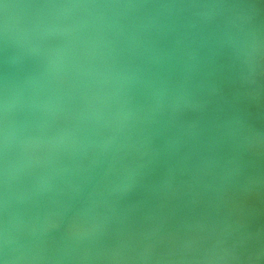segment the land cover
Wrapping results in <instances>:
<instances>
[{
  "label": "clouds",
  "instance_id": "1",
  "mask_svg": "<svg viewBox=\"0 0 264 264\" xmlns=\"http://www.w3.org/2000/svg\"><path fill=\"white\" fill-rule=\"evenodd\" d=\"M0 3L5 10L0 35V49L4 53L0 70V264H28L38 259H51L40 253L66 247L71 241L91 238L101 216L100 206L109 202L124 174L132 164H137V157L148 156L151 146L162 135L144 125L154 126L161 122L165 125L162 186L166 193L173 191L177 173L195 175L219 166L222 142L231 141L241 148L254 142L257 134L239 110L233 111L222 123L206 124L200 130L187 124L184 112V108L190 106L188 98L192 95L185 73H191L202 58L214 61L218 50L226 49L241 65L243 80L250 85L256 84L255 77L264 69V39L243 14L216 22L207 34L202 29L192 31L197 28L192 22L157 23V35L171 37L169 45L163 48L156 40L145 43L138 36H126L122 26L114 30L112 26L87 25L72 15L80 9H223L238 6L21 5L19 7L31 9L67 10L69 15L54 24L37 15L20 29L18 39L9 25L7 12L16 6L3 3V0ZM199 23H211V20L205 16ZM109 33L113 35L111 40ZM17 49L33 65L23 80L15 69ZM135 59H145L150 65L144 70L146 75L141 81L145 90L144 104L137 103L132 95L131 86L141 71L138 66L131 67ZM96 61L104 64L102 71H93ZM169 88L171 93L166 100ZM250 94L246 92L245 97ZM197 95L203 96V89ZM21 100L31 118L22 130L17 124ZM65 103L68 108L64 107ZM73 107L78 110L72 112ZM56 111L70 114L63 123L53 127L50 119ZM186 136L192 142L193 152L181 156ZM12 156H17L18 160L11 159ZM176 157L180 159L173 163ZM18 166H22L31 178L34 192L47 193L43 201L37 202V207L42 206L46 224L52 216L60 218L59 222L51 223L55 229L64 225L59 239L49 234L47 227L38 230L30 220L23 231L17 229L9 202ZM145 166L138 164L140 168ZM77 200L80 207L73 210L72 202ZM21 239L26 242L22 247L18 243ZM244 242L243 235L236 240L237 245ZM90 251L84 248L80 258H92ZM217 259L240 261L241 257L232 255Z\"/></svg>",
  "mask_w": 264,
  "mask_h": 264
},
{
  "label": "rangeland",
  "instance_id": "2",
  "mask_svg": "<svg viewBox=\"0 0 264 264\" xmlns=\"http://www.w3.org/2000/svg\"><path fill=\"white\" fill-rule=\"evenodd\" d=\"M51 1L52 0H3V3H11V5H15L16 6V7L10 8L11 10L9 9L10 10V14H8V22H9L10 27L13 29V31L18 34V39H19L20 29L24 26V24L29 19H35L37 15L42 14V13H45V11H46V9H40L38 11L36 9L22 8V7H19V6H21V5H30V4H44V3L45 4H49V3H51ZM151 1L154 3V5H163V4H166V3H169V2H174L175 3L176 1L184 4V2H183L184 0H169V1L168 0H164V1L163 0L162 1L161 0H151ZM70 2L71 3H76L75 0H71ZM194 2L196 4H199V0H197V2H196V0H186L185 5L195 4ZM234 6H236L235 3H234ZM0 7L1 8L3 7V4L2 3H0ZM157 8L158 9H161L162 7H157ZM162 9L168 10L167 8H162ZM185 9H186L185 10V15H186L187 12H188V14H187L186 17H184V21H183V18L181 19L180 17H177V19H178L177 20L174 16H171L169 14V10H168V15H165V17H163V19H161L158 16H156L154 18H151V19H148L147 20V25H146V20L144 22H141L142 20L141 21H139L138 19H136V20H137V22L138 21L140 22V24H139L140 26H142V23H144L143 27H146L147 26V33H145V35H146L145 37H147V40L148 41H151V40H154V38H155V35L152 33L151 30L152 29L153 30H157V28H156L157 23L163 22L166 19H174V20L179 21V23L182 21L180 24H187L188 21L191 22L192 20H194V16L195 15L193 14V11L196 8H189V9L185 8ZM133 10L136 11L135 8H133ZM47 12H51V14H53L51 10L48 11V9H47ZM61 12H65V10H61ZM55 15H56V13H55ZM191 18H193V19H191ZM154 20H156V22ZM226 20H231V18L226 17V19L224 21H226ZM3 21H4V19H0V35H2ZM224 21H222V22H224ZM153 22H155L154 23V27H153ZM192 22H194V23L197 24V28L191 29L192 31H197V30L202 29V27L195 20L192 21ZM132 23L134 24V26H131V28H129L130 32L131 33L133 32V33H135V36L140 37V33H142L143 30L140 31V26L136 25L134 21ZM204 29H205V31H204L205 34H207L209 31H211V29L210 28L208 29L207 27H205ZM261 32L262 31L258 32V35L259 36L261 35L260 34ZM128 34H130V33H128ZM129 36H133V34H130ZM167 46H168V44H167ZM159 47L163 48V47H166V45L159 46ZM227 52L228 51L226 49L225 50H222V51L220 50L219 54L215 57L216 64L214 63V61L211 60L210 64L211 63L212 64L210 65L208 63V60L205 61L206 59H204L205 62H203V64H201V62H198L196 66L200 67L201 70H199L200 68L198 69L195 66L193 68V70H194V73L192 74V77L194 76L193 78L190 77L189 73H186L185 74V75H187L189 77L190 81H194V82H190L189 83L188 82L189 79L187 80L188 90L192 94L195 91L196 96H197V97L194 96V94L191 95V97L189 96L190 98H188V100L190 99L191 100L190 102H193L194 104L192 103L191 106H189V107H187V108L184 109V112H187L186 113L187 117L191 114L192 111L196 115V116L195 115H192L193 114L192 113L191 114L192 116H190L189 118H187V124L190 125L191 128L194 129V130H200L206 124L210 125L212 123H215V120H217L219 118V116L216 117V115H218L217 114L218 112L216 111V109H219L220 108L219 106H221L223 108L222 104L223 105L225 104V103H223L225 101L223 99H225L226 96L229 97V95H225V94H227L226 92L227 91L230 92L231 91L230 89H233L232 88V84H233L234 81L233 82H230V80H229L230 83L228 82V79L230 78V75H231V71H230L231 70L230 69L231 66L229 65V64H231V58H230L231 55L229 53H227ZM221 53H224V54L221 55ZM226 53H227V55H226ZM0 54L3 55L2 49H0ZM202 56H203V54H202ZM225 56H227V57L229 56L228 58H226L227 59V62H228V64H227L228 66L225 65V62L226 61L223 58ZM202 60H203V58H202ZM205 64H206L207 68H206ZM207 64L210 67H208ZM223 65L226 66L224 68V70H226V72L221 73V72L224 71L223 70V67H224ZM211 66H212V68H211ZM220 66L222 68H220ZM149 67H150V65H149ZM32 68H33L32 63L25 58V56L23 55V53L19 49H17L16 56H15V69H16V71L18 73V76H19L20 80H23L24 77H25V75L28 74V73H30L32 71ZM202 68H204L203 70L205 71V74H208L209 73L208 75L210 77L208 75H205L204 72H201V71H203ZM216 68H218V70ZM206 69H208V70H206ZM210 69H212V70H210ZM193 70H192V72H193ZM227 70H228V73H227ZM198 71H200V72H198ZM211 71L213 73H211ZM197 72L199 74H196ZM214 72H215V74H214ZM144 73H146V72H144ZM210 73H211V75L214 74L212 76H215L212 79L213 81L215 80L214 82H212V81L210 82L209 81L212 78V76L210 75ZM224 74L225 75L227 74L226 77H225ZM200 75H201V77H200ZM216 75H217V77H216ZM197 76H199V77H197ZM202 76H203V78H205V81L203 83H202V81H203L202 80L203 79ZM207 76L209 77V79H207ZM220 78H223V79H220ZM224 78H226V79H224ZM200 79H201V81H200ZM206 80H208L210 82V84H208L209 86H211L212 84L215 83L214 84L215 88L216 87L218 88L217 91H219V89H220V93L222 92L223 95H222V93L220 94L219 92H217L216 89L214 87H212L213 85L211 87H209L210 89L205 92V90L208 88L206 84L209 83ZM216 80H217L218 83H216ZM223 80L227 81L228 83H226V84H229V85H225L226 87L225 86L222 87L223 84L225 83ZM255 80H256V84H254V85H250V84H248V83L245 82V85L244 86H245L246 89L245 88L244 89L247 90V92H251V94L248 95V98L250 100H252V102H254V105H255V106L253 105V109H255L254 111L257 112V109L258 108H262L263 112L257 113L259 115H262V113H264V69H262L259 72V74L255 77ZM138 81H142V80H140V79L137 80V85H139V86H135V85H134L135 87L134 86L133 87L131 86L132 87V90H133V88L136 89V87L139 88L138 89L139 90L138 93H137V91H138L137 89L134 90V91H132L133 92L132 95L135 97V99H136V96L135 95H138L139 93H141V97H142V95H143L142 94L143 93L142 91H144V88L141 89V91H140V88L144 87V85H143L142 82H139V84H138ZM195 81H198V82L195 83ZM219 81L224 82V83H221L222 86H221V84H220ZM199 83H200V85H199ZM191 84L193 85V88L195 90H193L191 88V86H192ZM203 84H204V87L205 88L207 87L206 89L202 87ZM194 85L197 86V87H194ZM200 86H201V88H199ZM196 88H198L199 90H196ZM222 88H223V90L221 91ZM224 88H226L225 91H224ZM201 89H203V92L205 94L207 93L209 95V97H208L207 94H206V96L208 98L205 99L206 96H204L205 95L204 94L202 96V99H205V101L207 100L206 102H208V99H210L209 100L210 102L212 101L213 103H215L216 105H218L217 108H215L216 105L213 104V103H209L208 102L210 104V108H208L209 107L208 103L207 104H204L206 102L201 99V96L199 98V96L197 95L198 92ZM170 90H171V88H169V91ZM211 90H212V92H210ZM215 91L217 92L218 96H220L221 98L217 96V94H216ZM170 93H171V91L169 93H166L165 94V99L166 100H167V97H168V95ZM210 93H215V94L214 95L213 94L210 95ZM139 96H140V94H139ZM192 96L194 98V101H193ZM210 96H213V98H215L214 101H213V99H211L212 97H210ZM223 96L225 98H222ZM217 97L223 100V102H219L221 105L218 104V102L216 100ZM142 98H140V100H144L145 101V99L144 98L142 99ZM197 100H198V103H199V101H203L204 102L203 104L200 103L202 105V108H204V106L205 107L207 106V109H209V110H206L205 111L203 109L204 110L203 113L206 112L207 115L204 114L205 116L203 115V117H202V114L200 112L201 109L199 108L198 110H199L200 113L199 112L198 113L200 114V117H197V116H199V114L196 111L197 110V106L200 107V105H198V104H197L196 107L194 106ZM190 102H189V104H190ZM140 104H144V102L142 103L140 101ZM212 104L214 105L213 106L214 108L212 107ZM22 105H23V100H21L20 103L18 104L19 111H21L24 108ZM181 106L183 107V104ZM64 107L65 108H68V105L65 103L64 104ZM193 107H195L196 110H194ZM211 109H212V112H215L216 111V113H214L216 115L213 114L214 117H212L213 115L211 114L212 113L211 112ZM77 110L78 109L76 107H73L71 111L72 112H75ZM208 112H210V115H211L212 118L209 116ZM69 114L70 113L68 111H56L54 113V115L50 119V124L53 127H55L57 124H59V122H62L63 123L64 122V118L67 117V116H69ZM55 117H57L58 119L60 118V120H58L59 122L56 123ZM262 117L264 118V114L260 117V119H262V120H260V122H262V123L259 124V130H255V132L257 131L259 133L264 134V122H263L264 119ZM23 120L24 119H19V115L17 116V123L19 125H21L20 126L21 129H23L24 126L27 125L26 121H23ZM161 125L162 126L164 125L163 122H161L160 124L154 125V126L144 125V127H152L153 130L159 131L158 128H163V127H160ZM163 150H164V144L162 145V150H158L159 152L158 151H155L154 149H150L148 156H143V157H139L138 156L137 157V164H132L130 166V168H129V171L127 172L131 176L134 174V177L132 176L133 177L132 178L128 174L126 176V173H125V176H124V179H123L124 184H123V182L120 183V185H119L120 188H118V192L117 191L115 192V195L112 196L113 198L112 197L110 198V200H109V202L107 204H102L100 206L99 211L101 213V216H100L99 221L97 222V227L95 229V232L93 233V235H92V237L90 239H88V240L85 239L83 242L82 241H78V240L71 241L66 247H62V248L56 247V248L51 249L50 251L43 252L44 254L41 252L40 255L46 256V257H51V259H38V260L30 261L29 263L30 264H32V263L33 264H66V260L70 259L75 264H103L104 262L105 263H111V261H113V260H115L114 261V264H160V263L161 264H165V262H160V259L163 256V254H165L167 251H171L172 253L176 252L180 248V246L183 243L184 238L188 234V232L190 230H192L193 228L201 225L206 220V217H207V215L210 212L209 211L210 207L212 205H214V202L216 203V201H213V200H217V197L218 196L216 198H214V195L216 193L220 197L221 195L219 193H222L224 191V189L226 190V189L230 188L231 186H234V185H237V184L240 185L239 182L241 181L240 180L241 179L240 178L241 175L242 176L243 175L244 176H247V177H244V180L242 179L243 180L242 183L245 180H247V182H248V180H249L248 177H250V178L252 177L249 180L250 182H253V183L255 182L256 183V181H252L253 175H254V180H255V177L257 175H260V177L264 176V175H261V174H263L262 172H264V156L263 155H260V154H257L254 159L252 158L250 160H247V157L245 156V154L241 150H239V151H234L232 153V154H234V158L231 160L232 161V164H231V167L232 168L230 167V170L232 169V171L235 170L236 173H242L238 177V179H235L234 180L233 177L230 176L231 174H229L230 171H226V172H223V173L222 172H219V173L218 172H213L215 174H213L211 172L213 175L212 174L210 175V178L208 180V184H204V186L202 188H198V186L192 184L190 182V180H189L190 173L191 172H186L184 174L177 173L176 174V178H175L176 183H174L175 180L173 181V183H174V188H175V186H176V188L177 187H179V188L173 189L174 190L173 192L171 191V192H167L166 193L165 189L162 186L163 185L162 182L164 180V169H165V164H164L165 151L163 152ZM186 150H187V152H185ZM141 151H144V149H141ZM160 151H161V153H160ZM192 152H193L192 142L186 136L185 137L184 147L182 148L181 156L184 155V154H190ZM152 153L156 154V158H155V155H152ZM152 156H154V157H152ZM13 157L16 158V160H18V157L17 156H13ZM179 159H180V157H176V158H174V160L172 162L173 163H176L177 161H179ZM195 159H196V157L193 156V160H195ZM235 159H237V160L236 161H233ZM251 160H253V161H251ZM149 161H151V162H149ZM241 161H243V163L246 162L247 165L246 164H243ZM250 162L252 164H254L255 166L252 165ZM139 163H144L146 166L141 169L140 167H138V164ZM250 164H251V166H250ZM258 164H260L261 167ZM239 166L240 167L242 166V167L240 168ZM18 168H20V169H17V174H16V179L17 180L16 179L14 180V183L15 184L13 183V185H14V188H15V187H17L20 184V186H21L22 189H20V186L17 187L18 189H20V191H18V189H17V192H18V196L17 197H16V195H17L16 190L14 189L15 191H13L14 192L13 196L16 197V198H18L19 195H20L22 205H24V206L22 207V205L19 204L20 202H18V201H20V200L17 201V199L14 198L16 200L15 204L17 203L16 205L18 207L20 206V209L21 210H24L25 209V206L27 205V203H28L29 206H31V208L33 207V209H34V207H35V209L33 211V209L31 210V208L27 205L26 206V209L27 210L21 211L20 209H16L17 206L15 207L14 203L11 204V206L9 207V210H10L11 213L17 214L18 211L20 210L19 213L17 214V215H19L18 217H16L17 219L14 217V216H17V215H13L12 214L13 217H14V220L16 219L15 220V223H16V227L18 226L17 229H19L20 231H23L24 228H25V226H26V223L29 220H32L31 221L32 224H34L36 222L34 225H36L37 229H40V228H38L40 226L41 227H47V226L50 227L51 225H49V224L54 223V221H56V219H57V222H58L59 221V218L58 217L57 218H54L52 216L53 218L51 217V220H50L52 222H48L46 224L45 221L42 219V217L45 219L44 215L42 217H40L41 216V213L42 214H44V213H43L42 206H41V208L40 207H37V202L38 201H43L46 198L45 196H47V193L44 192V196H42L43 193L41 191H37V192L35 191L36 192L35 193L33 191L32 184H30V183H32L31 182V178L30 177H27L28 175L26 174V171L22 168V166H18ZM137 170L140 172V175H142L143 178L141 176H139V172ZM133 171H134V173H133ZM143 172L145 173L144 175H146L147 177H144V175L142 174ZM250 172H252V173H250ZM20 173H21V175H20ZM245 173H246V175H245ZM216 174L217 175L219 174V177H217ZM220 174H221V176H220ZM20 176H22V177H20ZM129 176L131 177V179H135V181L134 180H131ZM221 177L223 178V180L218 179V178H221ZM227 177L230 180L227 181ZM230 177L232 178V180H231ZM20 178H21V180H20ZM137 178H139V180ZM215 178H216V181H215ZM260 179H263V177L260 178ZM260 179L258 178V181ZM140 180H142L143 182L142 181L140 182ZM218 180H220V181H218ZM236 180H237L238 183L236 182ZM256 180H257V178H256ZM22 181H23V183H22ZM129 181H131V182H129ZM136 181L138 183H141V185L138 184ZM224 181H226L227 183L224 182ZM228 182H232V183H235V184L232 185V183L229 184ZM250 182H248V183H250ZM133 183L135 184V186L133 185ZM223 183H225V185L227 184V186H225ZM255 183L253 184L254 186L259 185V183H256V184ZM220 184H223V185H220ZM214 185L216 187H214ZM123 187H124V189H122ZM126 187H127L128 190L125 189ZM222 187H224V188H222ZM27 188L29 189V191H28ZM187 189H190L192 192L190 190H189L190 192L187 191ZM213 189L214 190L216 189V190L214 191ZM21 190L22 191L24 190L23 193L26 194L28 197H30L28 199H31L32 198L33 200L32 199L31 200L34 201L36 204L35 203L34 204H31L33 202H31V200H28L27 199V196H25L23 193H21ZM26 190H27V192H26ZM119 190H121V191H119ZM176 190H177L176 193H177L178 196L176 194L173 195ZM195 190H196L197 196H199V198H197V196L194 198V196L196 194V192H194ZM20 193L23 196H21ZM29 193H31L32 195H29ZM119 193H122V194H120L122 196H120ZM171 193H173V194H171ZM201 194H202L203 197H206V196H208V197H206V199L205 198H202L200 196ZM211 194H214V195H211ZM38 195L41 196V197H38ZM172 195L173 196H176V197L174 198ZM32 196L38 197V199L36 198L37 201H35L36 199L33 198ZM179 196H181V197H179ZM20 197L18 199H20ZM23 197L25 198L24 200H27V202L25 201L26 204H25L24 200H22ZM129 197H131V198H129ZM171 197H173V198L171 199ZM200 197L202 199H200ZM209 197L212 198L213 200L210 199ZM136 198H137V200H136ZM207 198H209V200H207ZM114 199H117V200H114ZM146 199H148L146 202H147V204L150 203L149 205L145 204L146 203L145 202ZM168 199H170V202H172L173 199L174 200L177 199V201L176 202L173 201L172 202L173 204L172 203L169 204L168 203L169 202ZM196 199H198V200H196ZM200 200H203L204 202L200 203ZM205 200H207V201H205ZM210 200H212V201L210 202ZM28 201H30V202H28ZM13 202H14V200H13ZM23 202H24V204H23ZM132 202H134V203H132ZM158 202H159V204H161L160 206H159ZM162 202L163 203L166 202V205L169 204L168 209L165 208V204H163ZM207 202H210V203H207ZM206 203H207V205L209 204L210 207L207 206ZM115 204H116L117 207H115ZM138 204H140V205H138ZM156 204H158V206H156ZM195 204H196V206H195ZM111 205H113L114 207L111 206ZM79 207H80V201L79 200L72 202V209H76V208H79ZM170 207H172V208H170ZM173 208H175V209L173 210ZM169 209H170V211H169ZM116 210H118V211H116ZM200 210H203V211H200ZM204 210H206L207 212L206 211L205 212L208 213V214L205 213V215H204L205 218H204V216L201 215L202 214L201 212H203V214H204ZM25 211H26V213L28 212V214H25ZM29 212H32V213L29 214ZM22 213H24V215ZM37 213H38V215H37ZM70 213L71 212H69V215H71ZM20 214H22V215L20 216ZM105 215H107L109 217L107 218V216H105ZM36 218H37V220H36ZM41 219L44 222H42V221L40 222L39 220H41ZM33 220H35V222ZM37 221L40 223V226L38 225L39 223ZM101 221H102L103 224L100 223ZM101 224L103 225V227H102ZM63 226L64 225L61 224L60 230L59 229H54L53 230L52 227L51 228H48L47 227L48 228V233L49 234H54V235L58 236L57 238L59 239L60 236L63 233V230H64V227ZM56 231H58V232H56ZM58 233H59V235H58ZM22 240H24V239H21L20 241H22ZM22 243L25 245V243H26L25 240L22 241L21 243H19V246H20V244H21V246H24ZM248 244L251 245L253 243H252V241H250V242H244L243 245H245L247 247ZM205 246L206 245H204L203 248H202V250H200L201 255H202V252H203V249H204ZM84 248H89L91 250L90 253H89V255L92 258H90V259H81L80 258L83 255V249ZM240 248H241V246H240ZM212 253L213 252H210V253L208 252V254L205 257H203V258H201V255H199V258L193 259L191 264H232V263H229V262H224L223 259H217V257H222L221 256L222 254H220V253L218 254V253H215V252L213 254ZM258 262H259L258 259L255 258V260L252 262V264H255V263H258Z\"/></svg>",
  "mask_w": 264,
  "mask_h": 264
},
{
  "label": "water",
  "instance_id": "3",
  "mask_svg": "<svg viewBox=\"0 0 264 264\" xmlns=\"http://www.w3.org/2000/svg\"><path fill=\"white\" fill-rule=\"evenodd\" d=\"M62 0H52L49 4L61 3ZM79 0H76L78 3ZM80 3L86 4H142L144 0H80ZM169 1V0H168ZM199 4H225L234 5L238 7L229 8H216V9H205L196 8L193 11L194 20L202 27L205 31V27L212 29L216 22H221L226 19V17L234 19L237 15L243 14L248 18L250 25L257 31L263 29L261 32V39H264V0H199ZM68 3L69 0H66ZM234 2V3H233ZM64 3V2H62ZM70 3V2H69ZM147 3V2H146ZM45 4V3H44ZM148 5V4H146ZM247 5H256V7H247ZM151 7L135 8H102V9H80L75 10L72 15L81 18V20L87 25L95 26H112L113 29H117L122 26L125 31V35L129 36L131 33L129 28L134 26L132 23L135 22L136 25L140 26V22H144L147 18L146 12L151 10ZM3 10V12H2ZM11 10V9H10ZM10 10L7 11L10 14ZM40 10V9H36ZM47 10V9H46ZM52 11V16L50 21L53 20V24L58 20L62 19L65 15H69L67 11L61 12L59 9H50ZM48 9V11H50ZM56 13V15H55ZM5 11L4 8L0 7V19H4ZM49 16V15H48ZM54 16V17H53ZM205 16L209 17L211 23H199L205 19ZM48 18V17H47ZM49 19V18H48ZM138 19L139 21L137 22ZM156 22V20H154ZM140 26V39L145 40V43L149 42L145 33H147V26ZM135 36V33H131ZM113 38L112 33H109L108 39ZM119 46V45H118ZM225 50V49H224ZM220 52V50H218ZM231 58V75L230 82L234 81L232 84L231 92L227 91L229 97L225 98V107H220L216 109L219 118L215 120V123H222L227 116H229L233 111L239 110V112L244 116L246 121L252 125L254 130H259L260 118L257 112L253 109L252 100L245 97V81L243 80V69L241 65ZM4 64V53L0 54V70H2ZM145 62V59H135L131 63V67H139L141 69L138 74V78L143 79L146 75L144 70L149 68V64ZM197 63L195 64V66ZM194 66V67H195ZM197 67V66H196ZM104 69V64L100 61L95 62L93 71H102ZM63 73H61L62 75ZM193 73H189L192 77ZM194 77V76H193ZM137 84H133V86ZM137 94V93H136ZM137 103L140 104L144 102L140 100V96L135 95ZM19 119H24L28 124L30 122V115L26 108H23L18 112ZM56 123L59 122L55 117ZM25 123V124H26ZM62 122H59L61 124ZM18 124V123H17ZM21 125L18 124V128L21 129ZM165 127V125H163ZM22 130V129H21ZM257 134L254 142L251 145H246L244 147L234 146L231 141L222 142V151L220 153L219 166L214 167L209 172H200L195 175L190 173V182L198 188H202L204 184H208L210 175L213 172H226L230 171V176L235 180L242 173H236L235 170H230L232 159L234 158V151L241 150L248 160L254 159L257 154L264 156V134L255 132ZM207 137V134H205ZM163 131L161 137L157 138L156 142L151 146L155 151L161 150L163 143ZM213 143H215L213 141ZM187 152V150L185 151ZM14 161L16 158L10 157ZM212 172V173H211ZM235 172V173H234ZM209 175V176H208ZM254 183L243 182L240 186L234 185L230 188L224 190L221 193V197L217 199L216 203L211 208L206 220L199 226L193 228L185 236L183 243L180 248L172 253L167 251L160 259V262H165V264H191L193 259L199 258L201 255L200 250L203 249L201 258L205 257L208 252H215L222 254L221 256H239L240 261H233L231 259H223L224 262H229L232 264H252L255 258L258 259L257 264H264V179L261 180L259 185L254 186ZM261 184V185H260ZM10 195L9 207L13 203V191L14 185L12 182ZM2 206V203H0ZM243 235L245 237V242L252 241L253 244L238 245L236 240ZM241 246V248H240ZM248 248V249H247ZM212 253V254H213ZM211 254V255H212ZM255 257V258H254ZM161 264V263H160Z\"/></svg>",
  "mask_w": 264,
  "mask_h": 264
},
{
  "label": "bare ground",
  "instance_id": "4",
  "mask_svg": "<svg viewBox=\"0 0 264 264\" xmlns=\"http://www.w3.org/2000/svg\"><path fill=\"white\" fill-rule=\"evenodd\" d=\"M70 1H71V0H69V2H70ZM75 1H76V0H75ZM142 1H143V0H142ZM161 1H162V0H161ZM163 1H164V0H163ZM62 2L67 3L66 0H62L61 3H62ZM69 2H68V3H69ZM78 2L80 3L81 1L79 0ZM146 2H147V3H146ZM181 2H182V1H181ZM183 2H184V4H183V3H180V2H178V1H176L175 3H174V2H169V3H166V4L185 5L186 0H184ZM196 2H197V0H196ZM70 3H71V2H70ZM187 3H188V2H187ZM194 3H195V2H194ZM199 3H200V1H199ZM8 4L11 5V3H8ZM142 4L154 5V3H153L151 0H144V2H142ZM195 4H196V3H195ZM9 9H10V8H9ZM9 9H8V10H9ZM150 9H151V10H149V11L146 12V18H147V19H151V18H154V17H156V16H158V17H160L161 19H163V17H165V15H168V10H169V14H170L171 16H174L176 19H177V17H180L181 19L183 18V21H184V17H186L187 14H188V12L186 11L187 13H186V15H185V10H186L185 8H167L168 10H164V9H162V8H161V9H158L157 7H151ZM187 9H189V8H187ZM8 10H7V11H8ZM132 10H133V8H132ZM4 11H5V10H4ZM65 11H66V10H65ZM2 12H3V10H2ZM134 12H135V11H134ZM48 15H49V16H48ZM39 16H41L42 18H44L49 24H53V20H54V19H52V21H50V18H51V16H52L51 12H47V10H46L45 13L39 14ZM47 17H48L49 19H48ZM53 17H54V16H53ZM189 18H190V17H189ZM189 18H188V19H189ZM158 19H159V18H158ZM191 19H193V18H191ZM177 20H178V19H177ZM177 20H174V19H166V20L163 21V22H167V21H177ZM179 20H180V19H179ZM192 21H194V20H192ZM192 21H191V22H192ZM141 22H142V21H141ZM177 22L179 23V21H177ZM181 22H182V21H181ZM181 22H180V23H181ZM154 23H155V22H153V27H154ZM188 23H189V21H188ZM192 23H194V22H192ZM151 31H152V33L155 35L154 40H156V41L158 42V46H163V45H166V46H167V44L169 45V42H170L171 37H165V36H163V35H159V36H158V35H157V30H153V29H152ZM151 31H150V32H151ZM260 31L263 32V29H262V30L260 29L258 32H260ZM150 32H149V33H150ZM258 32H257V34H258ZM132 33H133V32H132ZM130 34H131V33H130ZM137 34H138V33H137ZM260 34H261V33H260ZM128 35H129V34H128ZM260 36H261V35H260ZM221 51H222V50H221ZM227 53H228V52H227ZM227 53H226V55H227ZM202 54H203V53H202ZM222 54H224V53H221V55H222ZM202 57H203V56H202ZM221 57H222V56H221ZM228 57H229V56H228ZM228 57H227V56L223 57V58L225 59L226 62H227V59H226V58H228ZM217 58H218V57H217ZM221 59H222V58H221ZM205 61H207V60H205ZM205 61H204V59H203V60L201 59L199 62H201V64H203V62H205ZM212 61H213V60H212ZM223 61H224V60H223ZM225 61H224V62H225ZM210 62H211V60H208V63H209V64H210ZM224 62H223V63H224ZM226 62H225V65L228 66V65H227L228 62H227V63H226ZM214 63L216 64L215 59H214ZM219 63H220V62H219ZM211 64H212V63H211ZM211 64H210V65H211ZM207 65H208V64H207ZM229 65H230V64H229ZM199 66H200V65H199ZM205 66H206V64H205ZM223 66H224V65H223ZM226 66L223 67V70H224V68H225ZM208 67H210V66L208 65ZM197 68L199 69L200 67L197 66ZM206 68H207V66H206ZM211 68H212V66H211ZM220 68H222V67L220 66ZM203 69H204V68H202V70H203ZM216 69L218 70V68H216ZM192 70H193V69H192ZM196 70H197V69H196ZM199 70H201V68H200ZM206 70H208V69H206ZM210 70H212V69H210ZM223 70H222V71H223ZM228 70H229V69H228ZM228 70H227V73H228ZM230 71H231V70H230ZM195 72H196V71H195ZM198 72H200V71H198ZM198 72H197L196 74H199ZM201 72H204V74H205V71H204V70L201 71ZM207 72H208V71H207ZM207 72H206V73H207ZM218 72H219V71H218ZM224 72H226V70H224V71L221 72V73H224ZM191 73H194V70H193V72L191 71ZM211 73H213V72L211 71ZM211 73H210V75H211ZM144 74H145V73H144ZM185 74H186V73H185ZM196 74H195V75H196ZM202 74H203V73H202ZM208 74H209V73H208ZM208 74H205V75H208ZM214 74H215V72H214ZM214 74H212V75H214ZM229 74H230V73H229ZM62 75H63V74H62ZM212 75H211V76H212ZM224 75H225V74H224ZM226 75H227V74H226ZM226 75H225V77H226ZM208 76H209V75H208ZM208 76H207V79H209V77H210V76H209V77H208ZM219 76H220V75H219ZM197 77H199V76H197ZM200 77H201V75H200ZM204 77H205V76H204ZM213 77H215V76H212L211 80H209L210 82H211V81H212V82L215 81V80H214V81L212 80ZM216 77H217V75H216ZM191 78H193V77H191ZM202 78H203V76H202ZM202 78H201V79H202ZM218 78H219V77H218ZM138 79H140V78H138ZM138 79H137V80H138ZM198 79H199V78H198ZM198 79H197V80H198ZM201 79H200V81H201ZM216 79H217V78H216ZM220 79H223V78H220ZM224 79H226V78H224ZM140 80H142V79H140ZM194 80H195V79H194ZM202 80H203V81H202V83H203V82L205 81V78H203ZM200 81H199V82H200ZM206 81H208V80H206ZM209 81H208V82H209ZM223 81H224L225 83L222 82V81H219L220 84H221V83H224L223 86H222V84H221L222 87H224L225 85H229V84H226V83L229 82V79H228V82L225 81V80H223ZM139 82H141V81H138V84H139ZM188 82L190 83V82H194V81H190V79H189ZM196 82H198V81H195V83H196ZM210 82L206 84L207 87H208V88L206 87L207 89L204 87V84H205V83L202 85V87L206 89L205 92H206L207 90H209V89H210L209 87H211L212 85H213L212 87L215 88V86H214L215 83L212 84L211 86L208 85V84H210ZM232 82H233V81H232ZM195 83H194V84H195ZM216 83H218L217 80H216ZM229 83H230V82H229ZM135 84H137V81H136ZM220 84H219V85H220ZM140 85H141V84H140ZM188 85H189V84H188ZM191 85H192V84H191ZM191 85H190V86H191ZM196 85H197V84H196ZM199 85H200V83H199ZM137 86H139V85H137ZM132 87H133V85H132ZM134 87H135V86H134ZM140 87H141V86H140ZM194 87H197V86L194 85ZM225 87H226V86H225ZM143 88H144V87L140 88V91H141V89H143ZM191 88H192L193 90H195V89L193 88V85L191 86ZM199 88H201V86H200ZM244 88H245V87H244ZM136 89L138 90L139 88L136 87ZM136 89L133 88L132 91H134V90H136ZM192 89H191V90H192ZM215 89H216V91H217L218 88L216 87ZM196 90H199V89L196 88ZM212 90H213V89H212ZM212 90H211L210 92H212ZM222 90H223V88L221 89V91H222ZM225 90H226V88H224V91H225ZM144 91H145V90H144ZM144 91H142V92H143V93H142L143 95H144ZM170 91H171V90H170ZM170 91H169V92H170ZM200 91H201V90H200ZM200 91H199V92H200ZM213 91H214V90H213ZM216 91H215V92H216ZM135 92H136V91H135ZM138 92H139V90L137 91V93H138ZM192 92H193V91H192ZM196 92H197V91H196ZM199 92H198V93H199ZM208 92H209V91H208ZM217 92L220 93V89H219V91H217ZM217 92H216V94H217ZM230 92H231V91H230ZM245 92H247V90H245ZM132 93H133V92H132ZM221 93H222V92H221ZM221 93H220V94H221ZM226 93H227V92H226ZM139 94H140V98H142V97L144 98L143 95H142V97H141V93H139ZM193 94H194V96H196L195 91H194ZM193 94H192V95H193ZM204 94H205V93H204ZM206 94H207V93H206ZM206 94H205L204 96H206ZM211 94L214 95L215 93H210V95H211ZM222 95H223V93H222ZM225 95H226V94H225ZM225 95H224V96H225ZM228 95H229V94H228ZM198 96H199V98H200V95H198ZM207 96L209 97L208 94H207ZM207 96H206L205 99L208 98ZM215 96H216V95H215ZM217 96H218V94H217ZM224 96H223L222 98H225ZM190 97H191V96H190ZM190 97H189V98H190ZM196 97H197V96H196ZM196 97H195V98H196ZM210 97H212L211 99H213V101H214L215 98H213V96H210ZM218 97H220V96H218ZM218 97L216 98V100H217L218 104L221 105L219 102H223V100H225V99L222 100V99H220L221 97H220V98H218ZM226 97H227V96H226ZM143 98H142V99H143ZM192 98H193V96H192ZM199 98H198V99H199ZM136 99H138V98H136ZM144 99H145V98H144ZM173 99H174V98H173ZM196 99H197V98H196ZM201 99H202V96H201ZM205 99H202V100L205 101ZM219 99H220V100H219ZM139 100H140V99H139ZM199 100H200V99H199ZM209 100H210V99H208V102H209V103H213L212 101L210 102ZM221 100H222V101H221ZM136 101H137V100H136ZM143 101H144V100H143ZM190 101H191V100L189 99V102H190ZM193 101H194V98H193ZM203 101H199V103H198V100L196 101V103H195L194 106L196 107L197 104L200 105V107L197 106V110L195 109V107H193L194 110L197 111V113L199 112V110H198L199 108L202 110V111L200 110V112H201V114H202V117H203L204 114L207 115L206 112L203 113V111H204V110H205V111H206V110H209V109H207V106H206V107L204 106V108H202V105H201V104L204 103ZM206 101H207V100H206ZM206 101H205V102H206ZM225 101H226V100H225ZM225 101H224L223 103H225ZM208 102H206V103H204V104H207ZM142 103H143V102H142ZM144 103H145V101H144ZM192 103H193V102H190L189 105L191 106ZM200 103H201V104H200ZM209 103H208V105H209L208 108H210V104H209ZM193 104H194V103H193ZM213 104H215V103H213ZM213 104H212V107L214 106ZM253 104H254V103H253ZM215 105H216V104H215ZM224 105H225V104H224ZM224 105L222 104L223 107H225ZM217 106H218V105H216L215 108H217ZM254 106H255V105H254ZM219 107H221V106H219ZM213 108H214V107H213ZM213 108H212V109H213ZM184 109H185V108H184ZM189 109H190V108H189ZM203 109H204V110H203ZM212 109H211V112H212ZM213 110H214V109H213ZM254 110H255V109H254ZM190 111H191V110H190ZM216 111H217V110H216ZM216 111H215V112H212L211 114L213 115L214 113H216ZM188 112H189V111H188ZM194 112H195V111H194ZM200 112H199V113H200ZM261 112H263L262 108H258V109H257V113H261ZM185 113H187V112H185ZM192 113H193V111L191 112V114H192ZM199 113H198V114H199ZM218 113H219V112H218ZM191 114H190L187 118H189V117L192 116V115H195L194 113H193L192 115H191ZM198 114H197V115H198ZM208 114H209V116L211 117L210 112H208ZM263 114H264V113H262V115H263ZM205 115H204V116H205ZM214 115H216V114H214ZM214 115H213L212 117H214ZM262 115H259V114H258V116H260V117H261ZM186 116H187V115H186ZM195 116H196V115H195ZM209 116H208V117H209ZM197 117H200V114H199V116H197ZM212 117H211V118H212ZM216 117H217V115H216ZM260 117H259V118H260ZM262 118H263V117H262ZM64 119H65V118H64ZM263 119H264V118H263ZM260 120H262V119H260ZM263 122H264V120H263ZM197 123H198V122H197ZM261 123H262V122H261ZM200 125H201V124H200ZM204 126H205V125H204ZM160 127H163V126L161 125ZM196 127H197V126H196ZM193 128H194V127H193ZM163 129H164V127H163V128H158V130H159L161 133H162ZM163 142H164V139H163ZM152 149H153V148H152ZM161 150H162V148H161ZM158 152H159V151H158ZM158 152H157V153H158ZM163 152H164V150H163ZM160 153H161V151H160ZM158 154H159V153H158ZM152 155H155V158H156V154L152 153ZM160 155H161V154H160ZM152 157H154V156H152ZM152 157H151V158H152ZM152 159H153V158H152ZM155 160H156V159H155ZM155 160H154V161H155ZM236 160H237V159H235V160H233V161H236ZM247 160H248V159H247ZM158 161H159V160H158ZM238 161H239V160H238ZM245 161H246V160H245ZM251 161H253V160H251ZM254 161H255V160H254ZM257 161H258V160H257ZM257 161H256V162H257ZM239 162H240V161H239ZM241 162L243 163V161H241ZM237 163H238V162H237ZM250 163H251V162H250ZM243 164H246V162H244ZM251 164H252V163H251ZM251 164H250V166H251ZM246 165H247V164H246ZM248 165H249V164H248ZM252 165H254V164H252ZM258 165H260V164H258ZM237 166H238V165H237ZM242 166H243V165H242ZM242 166H241V167H242ZM254 166H255V165H254ZM254 166H253V167H254ZM239 167H240V166H239ZM241 167H240V168H241ZM244 167H245V166H244ZM246 167H247V166H246ZM260 167H261V165H260ZM231 168H232V167H231ZM248 168H249V167H248ZM18 169H20V168H18ZM141 169H142V168H141ZM234 169H235V168H234ZM249 169H250V168H249ZM255 169H256V168H255ZM243 170H244V169H243ZM251 170H252V169H251ZM137 171H138V170H137ZM140 171H141V170H140ZM142 171H143V170H142ZM149 171H150V170H149ZM19 172H20V171H19ZM138 172H139V171H138ZM220 172H221V171H220ZM23 173H24V172H23ZM133 173H134V171H133ZM133 173H132V174H133ZM136 173H137V172H136ZM218 173H219V172H218ZM222 173H223V172H222ZM247 173H248V172H247ZM250 173H252V172H250ZM250 173H249V174H250ZM262 173H263V174H261V175H264V172H262ZM18 174H19V173H18ZM26 174H27V173H26ZM127 174H128V173H126V176H127ZM142 174L144 175L145 173L143 172ZM213 174H215V173H213ZM213 174H212V175H213ZM249 174H248V175H249ZM20 175H21V173H20ZM128 175H130V174H128ZM151 175H152V174H151ZM222 175H223V174H222ZM245 175H246V173H245ZM22 176H23V175H22ZM22 176H20V177H22ZM26 176H27V175H26ZM124 176H125V174H124ZM130 176H131V175H130ZM130 176H129V177H130ZM132 176L134 177V174H133ZM132 176H131V177H132ZM135 176H136V175H135ZM139 176H141V177L143 178V176L140 175V172H139ZM214 176H215V175H214ZM216 176L219 177V174H218V175L216 174ZM216 176H215V177H216ZM220 176H221V174H220ZM250 176H251V175H250ZM258 176H259V177H258ZM18 177H19V176H18ZM27 177H29V176H27ZM27 177H26V178H27ZM131 177H130V179H131ZM133 177H132V178H133ZM144 177H147V176L144 175ZM188 177H189V176H188ZM231 177H232V176H231ZM231 177H230V178H231ZM244 177H247V176H244V175H243V176H242V175L240 176V178H241V179H240L241 181L239 182L240 185H241L242 181L244 180ZM262 177H263V179H264V176H262ZM262 177H260V175H257V176L255 177V180H254V175H253V179H252V181H256V183H260L261 180H262V179H260V178H262ZM221 178H222V177H221ZM221 178H218V179L223 180V178H222V179H221ZM225 178H226V177H225ZM251 178H252V177H251ZM251 178L248 177L249 180H250ZM256 178H257V180H256ZM258 178L260 179V180H259L260 182L258 181ZM28 179H29V178H28ZM137 179L139 180V178H137ZM137 179H136V180H137ZM140 179H141V178H140ZM162 179H163V178H162ZM236 179H238V178H236ZM242 179H243V180H242ZM246 179H247V178H246ZM16 180H17V179H16ZM20 180H21V178H20ZM131 180H134V181H135V179H131ZM148 180H149V179H148ZM213 180H214V179H213ZM220 180H218V181H220ZM224 180H225V179H224ZM228 180H230V179L227 177V181H228ZM231 180H232V178H231ZM249 180H248V182H250ZM125 181H126V180H125ZM141 181H142V180H140V182H141ZM186 181H187V180H186ZM186 181H185V182H186ZM215 181H216V178H215ZM233 181H234V180H233ZM245 181H246V182H245ZM245 181H244L245 183H248L247 180H245ZM257 181H258V182H257ZM28 182H29V181H28ZM31 182H32V181H31ZM122 182H123V181H122ZM129 182H131V181H129ZM136 182H137V181H136ZM142 182H143V181H142ZM224 182H226V181H224ZM234 182H235V181H234ZM236 182H237V180H236ZM13 183H14V181H13ZM17 183H18V182H17ZM19 183H20V182H19ZM22 183H23V181H22ZM137 183H138V182H137ZM174 183H176V180H175ZM174 183H173V184H174ZM214 183H215V182H214ZM217 183H218V182H217ZM221 183H222V182H221ZM226 183H227V182H226ZM228 183L230 184V183H232V182H228ZM237 183H238V182H237ZM237 183H236V184H237ZM250 183H251V182H250ZM254 183H255V182H254ZM256 183H255V184H256ZM14 184H15V183H14ZM24 184H25V183H24ZM24 184H23V185H24ZM27 184H28V183H27ZM30 184H32V183H30ZM123 184H124V182H123ZM131 184H132V183H131ZM131 184H130V185H131ZM138 184L141 185V183H138ZM162 184H163V182H162ZM162 184H161V185H162ZM180 184H181V183H180ZM180 184H179V185H180ZM223 184L225 185V183H223ZM223 184H220V185H223ZM233 184H235V183H232V185H233ZM130 185H129V186H130ZM133 185L135 186L134 183H133ZM154 185H155V184H154ZM161 185H160V186H161ZM179 185H178V186H179ZM188 185H189V184H188ZM216 185H217V184H216ZM237 185H239V184H237ZM240 185H239V186H240ZM19 186H20V184H19L17 187H19ZM123 186H124V185H123ZM126 186H127V185H126ZM129 186H128V187H129ZM193 186H194V185H193ZM225 186H227V184H226ZM256 186H257V185H256ZM17 187L14 188V189L16 190V193H17L16 197L18 196V192H17V189H18V188H17ZM24 187H25V186H24ZM188 187H189V186H188ZM209 187H210V186H209ZM214 187H216V186L214 185ZM218 187H219V186H218ZM29 188H30V187H29ZM119 188H120V187H119ZM131 188H132V187H131ZM175 188H176V186H175ZM175 188H174V189H175ZM177 188H179V187H177ZM177 188H176V189H177ZM222 188H224V187H222ZM20 189H22L21 186H20ZM20 189H18V191H20ZM23 189H24V188H23ZM27 189H28V188H27ZM122 189H124V187H123ZM125 189H127V187H126ZM15 190H14V191H15ZM127 190H128V189H127ZM189 190H190V189H187V191H189ZM206 190H207V189H206ZM213 190H214V189H213ZM215 190H216V189H215ZM215 190H214V191H215ZM224 190H225V189H224ZM23 191H24V190H23ZM23 191L21 190V193H23ZM28 191H29V189H28ZM119 191H121V190H119ZM131 191H132V190H131ZM146 191H147V190H146ZM173 191H174V190H173ZM173 191H172V192H173ZM179 191H180V190H179ZM190 191H191V190H190ZM190 191H189V192H190ZM219 191H220V190H219ZM219 191H218V192H219ZM26 192H27V190H26ZM26 192H25V193H26ZM36 192H37V191H36ZM36 192H35V193H36ZM41 192H42V191H41ZM117 192H118V190H117ZM123 192H124V191H123ZM134 192H135V191H134ZM176 192H177V190L174 192V194H173V193H171V194H173V195L176 194V195H177ZM191 192H192V191H191ZM194 192H196V190H195ZM194 192H193V193H194ZM198 192H199V191H198ZM21 193H20V194H21ZM39 193H40V192H39ZM42 193H43L42 196H44V192H42ZM129 193H130V192H129ZM187 193H188V192H187ZM13 194H14V192H13ZM23 194H24V193H23ZM45 194H46V193H45ZM120 194H122V193H119V195H120ZM160 194H161V193H160ZM198 194H199V193H198ZM214 194H215V193H214ZM214 194H211V195H214ZM219 194L221 195V193H219ZM24 195L27 196L26 194H24ZM29 195H32V194L29 193ZM33 195H34V194H33ZM36 195H37V194H36ZM40 195H41V194H40ZM114 195H115V194H114ZM161 195H162V194H161ZM163 195H164V194H163ZM173 195H172V196H173ZM182 195H183V194H182ZM215 195H216V196H215ZM215 195H214V198H216L217 196L219 197V195H217V193H216ZM21 196H23V195L21 194ZM116 196H117V195H116ZM116 196H115V197H116ZM120 196H122V195H120ZM134 196H135V195H134ZM134 196H133V197H134ZM177 196H178V195H177ZM196 196H197V192H196L194 198H195ZM200 196H201L202 198H205V199H206V197H208V196L203 197L202 194H201ZM16 197L13 196V200H14L13 203H14L15 207L17 206V205H16L17 203L15 204V202H16L15 199H17V201L20 200V201H18V202H20L19 204L22 205L20 195H19L20 199H18L19 197H18V198H16ZM32 197L35 198V199H36V198L38 199V197H41V196L38 195V197H34V196H32ZM45 197H46V196H45ZM115 197H114V198H115ZM118 197H119V196H118ZM118 197H117V198H118ZM138 197H139V196H138ZM173 197L175 198L176 196H173ZM173 197H171V199H172ZM179 197H181V196H179ZM179 197H178V198H179ZM201 197H200V199H202ZM218 197H217V199H218ZM220 197H221V196H220ZM220 197H219V198H220ZM14 198H15V199H14ZM28 198H30V197L27 196V199H28ZM112 198H113V197H112ZM129 198H131V197H129ZM166 198H167V197H166ZM197 198H199V196H197ZM209 198H210V197H209ZM209 198H207V200H209ZM24 199H25V198L23 197L22 200H24ZM31 199H32V198H31ZM31 199H28V200H31ZM35 199H34V200H35ZM37 199H36L35 201H37ZM40 199H41V198H40ZM43 199H44V198H43ZM43 199H42V200H43ZM120 199H121V198H120ZM141 199H142V198H141ZM210 199H212V198H210ZM32 200H33V199H32ZM32 200H31V202H33V203H31V204H34L35 202L32 201ZM114 200H117V199H114ZM136 200H137V198H136ZM147 200H148V199H146L145 202H146ZM168 200H169V202H168L169 204L172 203L173 201H175V202L177 201V199H176V200L173 199L172 202H170V199H168ZM191 200H192V199H191ZM196 200H198V199H196ZM203 200H204V199H203ZM203 200H200V203L204 202ZM207 200H205V201H207ZM212 200H213V199H212ZM212 200H210V202H211ZM25 201L27 202V200H24V202H25ZM142 201H143V200H142ZM213 201H217V200H213ZM24 202H23V204H24ZM26 202H25V204H26ZM28 202H30V201H28ZM112 202H113V201H112ZM136 202H137V201H136ZM198 202H199V201H198ZM210 202H207V203H210ZM132 203H134V202H132ZM132 203H131V204H132ZM137 203H138V202H137ZM162 203H163V202H162ZM192 203H193V202H192ZM207 203H206V205H207ZM31 204H30V205H31ZM35 204H36V203H35ZM117 204H118V203H117ZM145 204H147V202H146ZM149 204H150V203H148L147 205H149ZM158 204H159V202H158ZM158 204H156V206H158ZM163 204H165V208L168 209L169 204L166 205V202L163 203ZM172 204H173V203H172ZM189 204H190V203H189ZM198 204H199V203H198ZM204 204H205V203H204ZM214 204H215V202H214ZM27 205H28V203H27ZM27 205H26V206H27ZM132 205H133V204H132ZM138 205H140V204H138ZM138 205H137V206H138ZM143 205H144V204H143ZM160 205H161V204H159V206H160ZM177 205H178V204H177ZM23 206H24V205H22V207H23ZM26 206H25V209H24V210H27V209H26ZM28 206H29V205H28ZM34 206H35V205H34ZM111 206H113V205H111ZM134 206H135V205H134ZM166 206H167V207H166ZM170 206H171V205H170ZM174 206H175V205H174ZM185 206H186V205H185ZM195 206H196V204H195ZM203 206H204V205H203ZM207 206H209V204H208ZM212 206H213V205H212ZM212 206H211V207L209 206L210 209L212 208ZM29 207L31 208V206H29ZM29 207H28V208H29ZM113 207H114V206H113ZM115 207H117L116 204H115ZM172 207H173V206H172ZM172 207H170V208H172ZM197 207H198V206H197ZM204 207H205V206H204ZM36 208H37V207H36ZM40 208H41V207H40ZM40 208H39V209H40ZM139 208H140V207H139ZM165 208H164V209H165ZM176 208H177V207H176ZM198 208H199V207H198ZM10 209H11V208H10ZM16 209H20V206H19V207L17 206ZM32 209H33V207L31 208V210H32ZM34 209H35V207H34ZM34 209H33V211H34ZM115 209H116V208H115ZM167 209H166V210H167ZM174 209H175V208H173V210H174ZM195 209H196V208H195ZM210 209H209V211H210ZM12 210H13V209H12ZM20 210H21V209H20ZM20 210H19V211H20ZM24 210H21V211H24ZM31 210H30V211H31ZM37 210H38V209H37ZM40 210H41V209H40ZM73 210H75V209H73ZM131 210H132V209H131ZM162 210H163V209H162ZM188 210H189V209H188ZM190 210H191V209H190ZM198 210H199V209H198ZM198 210H197V211H198ZM206 210H207V209H206ZM206 210H204V214H203V212H201V213H202V214H201L202 216L205 215V213L207 212ZM17 211H18V210H17ZM19 211H18V213H19ZM38 211H39V210H38ZM38 211H37V212H38ZM116 211H118V210H116ZM156 211H157V210H156ZM169 211H170V209H169ZM200 211H203V210H200ZM205 211H206V212H205ZM39 212H40V211H39ZM113 212H114V211H113ZM121 212H122V211H121ZM193 212H194V211H193ZM15 213H16V212H15ZM18 213H17V214H18ZM20 213H21V212H20ZM30 213H32V212H29V214H30ZM43 213H44V212H43ZM106 213H107V212H106ZM150 213H151V212H150ZM153 213H154V212H153ZM156 213H157V212H156ZM181 213H182V212H181ZM197 213H198V212H197ZM12 214H13V215H17V214H14V213H12ZM22 214L24 215V213H22ZM22 214H20V216H21ZM25 214H28V212L26 213V211H25ZM70 214H71V213H70ZM115 214H116V213H115ZM206 214H208V213H206ZM31 215H32V214H31ZM37 215H38V213H37ZM43 215H44V214L41 213V216H40V215H39V216L42 217ZM158 215H159V214H158ZM18 216H19V215L14 216V217L16 218V217H18ZM105 216H107V215H105ZM105 216H104V217H105ZM139 216H140V215H139ZM207 216H208V215H207ZM34 217H35V216H34ZM44 217H45V216H44ZM53 217H54V218H57L56 216H53ZM53 217H52V218H53ZM108 217H109V216H107V218H108ZM127 217H128V216H127ZM22 218H23V217H22ZM28 218H29V217H28ZM31 218H32V217H31ZM37 218H38V217H37ZM37 218H36V220H37ZM58 218H59V217H58ZM204 218H205V216H204ZM16 219H17V218H16ZM16 219H15V220H16ZM18 219H19V218H18ZM33 219H34V218H33ZM42 219L45 221V219H44L43 217H42ZM42 219L39 220V221L41 222ZM185 219H186V218H185ZM191 219H192V218H191ZM25 220H26V219H25ZM50 220H51V218H50ZM52 220H53V219H52ZM59 220H60V218H59ZM111 220H112V219H111ZM23 221H24V220H23ZM30 221H32V220H30ZM33 221L35 222V220H33ZM44 221H42V222H44ZM129 221H130V220H129ZM26 222H27V221H26ZM34 222H33V223H34ZM37 222H38V221H37ZM49 222H52V221H49ZM55 222H57V219H56V221H54V223H55ZM58 222H59V221H58ZM126 222H127V221H126ZM186 222H187V221H186ZM31 223H32V222H31ZM35 223H36V222H35ZM35 223H34V224H35ZM38 223H39V222H38ZM38 223H37V224H38ZM100 223H102V221H101ZM127 223H128V222H127ZM190 223H191V222H190ZM21 224H22V223H21ZM42 224H43V223H42ZM102 224H103V223H102ZM102 224H101V225H102ZM164 224H165V223H164ZM169 224H170V223H169ZM38 225L40 226V223H39ZM49 225H51V224H49ZM170 225H171V224H170ZM35 226H36V225H35ZM42 226H43V225H42ZM45 226H46V225H45ZM163 226H164V225H163ZM17 227H18V226H17ZM47 227H48V226H47ZM63 227H64V226H63ZM102 227H103V225H102ZM119 227H120V226H119ZM36 228H37V227H36ZM38 228H42V227L40 226V227H38ZM48 228H51V226L48 227ZM48 228H47V230H48ZM100 228H101V227H100ZM168 228H169V227H168ZM54 229H55V228H53V230H54ZM38 230H39V229H38ZM59 230H60V229H59ZM51 231H52V230H51ZM56 232H58V231H56ZM54 233H55V232H54ZM135 234H136V233H135ZM52 235H54V234H52ZM58 235H59V233H58ZM57 237H58V236H57ZM103 237H104V236H103ZM130 237H131V236H130ZM95 238H96V237H95ZM89 239H90V238H89ZM93 239H94V238H93ZM128 239H129V238H128ZM87 240H88V239H87ZM22 241H24V240H22ZM22 241H20V242H18V243H21ZM135 241H136V240H135ZM82 242H83V241H82ZM23 243H24V242H23ZM23 243H22V244H23ZM76 243H77V242H76ZM76 243H75V244H76ZM155 244H156V243H155ZM158 244H159V243H158ZM23 245H24V244H23ZM136 245H137V244H136ZM20 246H21V244H20ZM21 247H22V246H21ZM74 248H75V247H74ZM58 249H59V248H58ZM61 250H62V249H61ZM46 252H47V251H46ZM69 252H70V251H69ZM42 253H43V252H42ZM60 253H61V252H60ZM43 254H44V253H43ZM46 255H47V254H46ZM140 260H141V259H140ZM56 261H57V260H56ZM114 261H115V260L111 261V263H105V262H104L103 264H114ZM28 264H30V263L28 262ZM32 264H33V263H32ZM66 264H75V263H74L72 260L68 259V260H66ZM255 264H257V263H255Z\"/></svg>",
  "mask_w": 264,
  "mask_h": 264
}]
</instances>
